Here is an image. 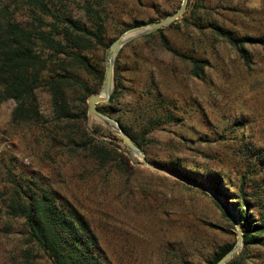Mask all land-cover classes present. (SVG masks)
<instances>
[{
  "label": "rangeland",
  "instance_id": "rangeland-1",
  "mask_svg": "<svg viewBox=\"0 0 264 264\" xmlns=\"http://www.w3.org/2000/svg\"><path fill=\"white\" fill-rule=\"evenodd\" d=\"M179 3L110 0L105 40L111 44L134 21L163 20ZM202 3L204 22H216L238 36L264 37V0ZM63 13L84 21L74 3ZM179 19L161 28V36L183 55L207 61L202 78L193 77L187 61L165 50L159 35H141L120 48L119 97L96 108L101 111L103 105L111 111L110 117L133 133L148 129L151 119L153 127L145 135L150 142L140 150L148 163L168 171L176 166L206 188L209 174L217 173L222 189L234 196L239 176L246 171L248 179L257 183L264 179L259 161L249 171L246 166L257 151L264 159V47L247 46L251 63L246 67L224 41ZM36 98L40 113L47 115L48 95L39 90ZM13 106L10 100L0 105V158L2 151L3 157L13 154L18 163L49 178L88 220L107 264H209L214 250L236 242L233 223L216 201L197 187L142 166L118 135L91 115L85 123L87 132L95 128L99 139L118 146L129 159L128 173H81L82 164L62 163L61 158L55 167L41 163L37 150L42 145L36 130L9 123ZM247 146L254 154L245 151ZM256 185L246 182L243 191L258 204L264 187L256 191ZM251 213L257 217L256 206ZM24 235L22 220L6 217L0 206V264H24L20 258ZM245 255L248 264H264V234L262 245L247 247ZM27 262L49 264L41 254Z\"/></svg>",
  "mask_w": 264,
  "mask_h": 264
},
{
  "label": "trees",
  "instance_id": "trees-1",
  "mask_svg": "<svg viewBox=\"0 0 264 264\" xmlns=\"http://www.w3.org/2000/svg\"><path fill=\"white\" fill-rule=\"evenodd\" d=\"M109 1L0 0V105L9 100L13 102L9 115L12 126L32 127V132L36 130L42 145L37 150L41 163L55 167L57 158H61L62 163L82 164L81 173L129 172V159L125 153L118 146L99 139L97 129L90 133L85 128V102L102 84V61L111 42L105 40ZM202 2L188 3V11L185 10L179 20L186 26L206 29L211 36L224 41L236 52L243 65L249 67L247 46L264 47V37L238 36L216 22H204L200 15L205 8ZM70 3L79 7L84 21L63 13ZM141 24L142 21H134L128 29ZM154 34L160 36L165 50L189 63L193 77L202 78L207 65L205 59L183 55L170 47L161 36V29L143 37ZM120 51L113 67L114 84L108 103L115 101L121 93L117 60ZM39 90L49 98L47 115L39 111L36 98ZM99 107L104 114L110 115L111 111L103 105ZM147 123L148 129L139 133L119 124L129 140L143 150L150 142L145 135L153 127L151 119ZM245 151L254 154L249 146ZM3 154L4 151L0 158V206L6 217L22 220L25 235L21 261L28 264L27 261L41 254L49 264H107L90 223L71 200L54 188L49 178L38 173L37 169L18 163L13 154H6L7 157ZM255 154L254 159L246 161L248 171L256 166V161L261 163L260 169L264 168L260 152ZM170 171L186 181L198 182L176 166ZM245 174L239 176L238 192L234 196L222 189L219 174L210 173L206 179L207 188L230 209L241 227V249L225 264H248L247 247L262 245L264 198L259 197L258 204H255L243 190L249 181L257 184L256 191L262 190L264 179L257 183L256 179H248ZM255 206L257 217L251 213ZM234 244L214 250L209 264L216 263Z\"/></svg>",
  "mask_w": 264,
  "mask_h": 264
},
{
  "label": "water",
  "instance_id": "water-1",
  "mask_svg": "<svg viewBox=\"0 0 264 264\" xmlns=\"http://www.w3.org/2000/svg\"><path fill=\"white\" fill-rule=\"evenodd\" d=\"M187 1L188 0H180L178 8L173 13H171L170 15L165 17L163 20L153 21V22H149V23H143L141 25L126 29L117 37V39H115L108 46V50H107V53H106L105 58H104L103 81H102V84H101L99 91L87 98V100H86L87 112L86 113H87V115L93 116L96 119V121L102 123L103 125L107 126L109 129L114 131V133H116L118 135V137L120 138L122 143L126 146L130 155H132V156L136 155L140 159L142 166H145L147 168L153 169V170L158 171V172L165 173V174L183 182L186 185H191V186L197 187L198 189H200V190L204 191L206 194H208L214 201H216L220 205V207L224 210V212L229 216L230 220L232 221L233 226L235 228V236H236V242L233 245V247L227 253H225L216 263H214V264H225L229 259H231L238 252L239 248L242 245V240H243L241 227L239 225V222L236 219V217L233 215V213L230 211V209L227 206H225L223 204V202L216 195H214L213 192H211L206 187H204L198 183L186 181V180L182 179L181 177H179L178 175L172 173L171 171L166 170L165 168H162L158 165L148 163L144 159L140 149H138L134 145V143H132V141H130L129 138L125 135V133L122 130V127L120 126L118 121L116 119L110 117L109 115L104 114L103 112L99 111L96 108V104L105 102L109 98V95H110L111 90H112L113 63H114L115 56L117 55L120 48L126 42L130 41L131 39H133L135 37L154 32L158 29H161L165 26H168L169 24H171L174 21H176L177 19H179L186 9ZM86 129H88V128H86Z\"/></svg>",
  "mask_w": 264,
  "mask_h": 264
}]
</instances>
